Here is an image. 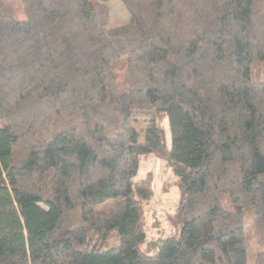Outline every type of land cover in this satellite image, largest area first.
<instances>
[{"label":"trees","instance_id":"16d2710c","mask_svg":"<svg viewBox=\"0 0 264 264\" xmlns=\"http://www.w3.org/2000/svg\"><path fill=\"white\" fill-rule=\"evenodd\" d=\"M111 1L20 0L21 18L0 0V264H249L264 0H119L129 22L109 28ZM149 156L180 228L151 241Z\"/></svg>","mask_w":264,"mask_h":264},{"label":"rangeland","instance_id":"374dc122","mask_svg":"<svg viewBox=\"0 0 264 264\" xmlns=\"http://www.w3.org/2000/svg\"><path fill=\"white\" fill-rule=\"evenodd\" d=\"M14 5V11L22 17L20 9V0H9ZM110 22L109 28H117L126 25L129 22V14L119 0H112L109 3ZM168 128L167 124H164ZM168 145L171 147V136L167 135ZM152 180L153 197L151 201L144 204L145 223L148 233V240H154L164 235H173L180 233V228L173 225L172 214L178 207L179 193L173 189L175 178L171 176L166 163L157 159L155 156L145 158L140 166V172L137 180ZM151 177V178H150ZM175 228V229H174ZM247 239L249 250V264H256L259 255L264 253V249L259 245L258 230L249 225L247 227Z\"/></svg>","mask_w":264,"mask_h":264}]
</instances>
